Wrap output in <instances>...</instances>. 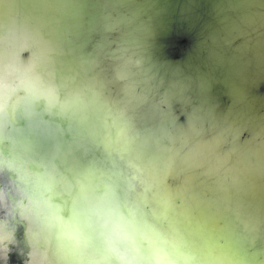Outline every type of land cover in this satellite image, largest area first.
<instances>
[{"label": "water", "instance_id": "95a60500", "mask_svg": "<svg viewBox=\"0 0 264 264\" xmlns=\"http://www.w3.org/2000/svg\"><path fill=\"white\" fill-rule=\"evenodd\" d=\"M2 264H264V0H0Z\"/></svg>", "mask_w": 264, "mask_h": 264}, {"label": "snow or ice", "instance_id": "6c2138e0", "mask_svg": "<svg viewBox=\"0 0 264 264\" xmlns=\"http://www.w3.org/2000/svg\"><path fill=\"white\" fill-rule=\"evenodd\" d=\"M0 264H2V255H0Z\"/></svg>", "mask_w": 264, "mask_h": 264}]
</instances>
